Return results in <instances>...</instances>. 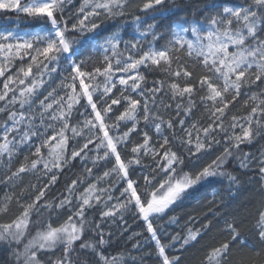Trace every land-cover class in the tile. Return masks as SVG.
<instances>
[{"label":"snow or ice","instance_id":"1","mask_svg":"<svg viewBox=\"0 0 264 264\" xmlns=\"http://www.w3.org/2000/svg\"><path fill=\"white\" fill-rule=\"evenodd\" d=\"M0 13V264H138L133 251L184 264L221 223L200 264H264V0H0ZM245 176L251 207L237 203ZM193 202L181 224L172 213ZM112 225L132 242L115 256Z\"/></svg>","mask_w":264,"mask_h":264},{"label":"trees","instance_id":"2","mask_svg":"<svg viewBox=\"0 0 264 264\" xmlns=\"http://www.w3.org/2000/svg\"><path fill=\"white\" fill-rule=\"evenodd\" d=\"M8 16L11 17V13H8ZM128 19L130 20V17ZM3 23H6V17L2 13H0V24H3ZM19 28L22 30H25V31L28 30V28L26 27L25 21H23L22 25H19ZM150 79H151V77H150ZM246 112H247V109H245L243 107V98H242L240 104H238L235 108H231V110L229 112V116H231L233 114L237 115V116H242V115H245ZM246 150H250V149H246ZM77 171H79V170L73 169V172H77ZM73 172H67L66 171L65 176H61L60 182L57 185L58 189L63 188V186L66 182V178H75V176L73 175ZM248 179L249 178L247 176L242 178L244 186L247 190L242 191L240 193V196H239L237 203H239L241 201H246L249 203V205L251 207L255 203V200L258 198V194L255 191L256 185L255 184L249 185ZM27 180H28V178L26 177L25 182H27ZM68 182H70V180ZM17 191H19V189H17ZM53 191L55 192L56 190L54 189ZM2 195H3V191H0V196H2ZM200 195L207 197L206 200L201 199V204L204 206L203 210L207 211V203H208V201H210L212 199V193H211V191H207V192H204ZM194 206H195V202H193L192 204L186 203L185 205L177 207L172 214L180 217L181 218V224H182L183 220L186 218L187 214L192 212V209ZM129 224L132 226V229H134L135 231H137V232L141 231V229L139 227L132 224V221H129ZM222 227H223V224L221 223L218 227L214 228L212 230V232H210L200 242V244L196 245L194 248H190L187 252H185L184 253V264H200V260L202 259L203 255H204V251L206 249H209L211 247V245H213L216 241L223 238L221 235V231H220V228H222ZM250 227H251V221H249L248 224H246V228H250ZM106 231H112L114 233L112 243H111V247L108 249V252H107L108 255L115 256L121 252H124L126 248L131 249V243L132 242L127 241L128 233H125V235L123 237H121L120 230L117 229V227L115 225H112L111 228H106ZM179 231H180V228L176 227V226H172V227L168 228V232L172 233V234H175L176 232H179ZM148 251H151V249H149ZM132 255L137 256L138 264H139V256L140 255H146V253H137V252L133 251ZM143 264H155V257L153 256L150 259H145Z\"/></svg>","mask_w":264,"mask_h":264},{"label":"rangeland","instance_id":"3","mask_svg":"<svg viewBox=\"0 0 264 264\" xmlns=\"http://www.w3.org/2000/svg\"><path fill=\"white\" fill-rule=\"evenodd\" d=\"M11 17L13 18V19H15V16H14V14L13 13H11ZM23 18H21V20H20V22H19V25H22L23 24ZM2 219H4V220H6L7 219V217H5V218H2Z\"/></svg>","mask_w":264,"mask_h":264}]
</instances>
